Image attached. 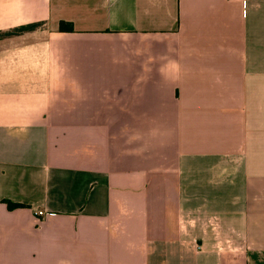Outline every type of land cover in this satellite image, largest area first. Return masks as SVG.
Segmentation results:
<instances>
[{
	"label": "crops",
	"instance_id": "crops-1",
	"mask_svg": "<svg viewBox=\"0 0 264 264\" xmlns=\"http://www.w3.org/2000/svg\"><path fill=\"white\" fill-rule=\"evenodd\" d=\"M0 264H264V0H0Z\"/></svg>",
	"mask_w": 264,
	"mask_h": 264
},
{
	"label": "trees",
	"instance_id": "trees-1",
	"mask_svg": "<svg viewBox=\"0 0 264 264\" xmlns=\"http://www.w3.org/2000/svg\"><path fill=\"white\" fill-rule=\"evenodd\" d=\"M59 28L62 31H66V30H71L72 27H71V24L69 22L60 21ZM6 203H7V206L9 208H14V207H17V206H21L19 203H12L10 201H6Z\"/></svg>",
	"mask_w": 264,
	"mask_h": 264
},
{
	"label": "built area",
	"instance_id": "built-area-1",
	"mask_svg": "<svg viewBox=\"0 0 264 264\" xmlns=\"http://www.w3.org/2000/svg\"><path fill=\"white\" fill-rule=\"evenodd\" d=\"M37 214H38V216H40V217H46L47 215H52V213H50V212H46V211H43V210H39V211L37 212Z\"/></svg>",
	"mask_w": 264,
	"mask_h": 264
}]
</instances>
